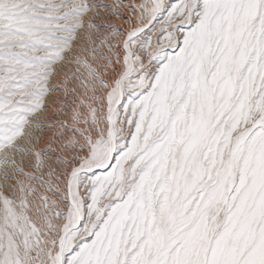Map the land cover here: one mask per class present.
I'll list each match as a JSON object with an SVG mask.
<instances>
[{
    "label": "snow or ice",
    "instance_id": "snow-or-ice-1",
    "mask_svg": "<svg viewBox=\"0 0 264 264\" xmlns=\"http://www.w3.org/2000/svg\"><path fill=\"white\" fill-rule=\"evenodd\" d=\"M121 6L0 0V264H264V0Z\"/></svg>",
    "mask_w": 264,
    "mask_h": 264
},
{
    "label": "rangeland",
    "instance_id": "rangeland-1",
    "mask_svg": "<svg viewBox=\"0 0 264 264\" xmlns=\"http://www.w3.org/2000/svg\"><path fill=\"white\" fill-rule=\"evenodd\" d=\"M99 2L107 4V5H122L119 9V11L123 14L124 17H131L132 19H137L140 15V10L136 9L135 12L133 11V8L131 7L132 5H139L140 3L143 2V0H99ZM167 2V0H165ZM102 12L105 13V15H108V11L105 9H101ZM131 13V14H130ZM133 16V17H132ZM109 20L116 26L118 29L121 27H126L121 20L118 19L117 16H109ZM147 23V21H145ZM167 25V20H166V13L164 15H161L158 17V19L151 25L150 28L146 29V31L142 34V38L147 39L148 37H151V42H152V47L149 48V51H152L153 48H155L158 44V37L161 35V30L162 28H165ZM133 26H138V25H133ZM160 28V29H159ZM155 31V32H154ZM154 36L156 37L155 40ZM155 42L157 44H155ZM162 43V39L159 41ZM169 51H173L172 49H169ZM175 51H178V49H175ZM116 60V57H113V61ZM147 62V59H146ZM115 68L118 70H122L120 67V64L117 63L115 64ZM109 72H112V67H109ZM109 81L112 79H115L117 77L116 72H112V75L109 77L108 73L104 74ZM135 78V76H134ZM58 79V77H53L52 80L55 81ZM70 111V110H69Z\"/></svg>",
    "mask_w": 264,
    "mask_h": 264
},
{
    "label": "bare ground",
    "instance_id": "bare-ground-1",
    "mask_svg": "<svg viewBox=\"0 0 264 264\" xmlns=\"http://www.w3.org/2000/svg\"><path fill=\"white\" fill-rule=\"evenodd\" d=\"M122 8V7H121ZM131 14V13H130ZM133 17V16H132ZM160 29V28H159ZM155 32V31H154ZM156 37L154 36V39H155ZM156 40V39H155ZM157 41V40H156ZM163 42V41H162ZM155 44H157L156 42H155Z\"/></svg>",
    "mask_w": 264,
    "mask_h": 264
}]
</instances>
